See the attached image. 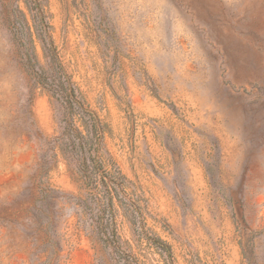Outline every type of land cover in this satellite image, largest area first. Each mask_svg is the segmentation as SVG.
Wrapping results in <instances>:
<instances>
[{
  "label": "rangeland",
  "instance_id": "obj_1",
  "mask_svg": "<svg viewBox=\"0 0 264 264\" xmlns=\"http://www.w3.org/2000/svg\"><path fill=\"white\" fill-rule=\"evenodd\" d=\"M114 234L264 264V0H0V264H116Z\"/></svg>",
  "mask_w": 264,
  "mask_h": 264
},
{
  "label": "trees",
  "instance_id": "obj_2",
  "mask_svg": "<svg viewBox=\"0 0 264 264\" xmlns=\"http://www.w3.org/2000/svg\"><path fill=\"white\" fill-rule=\"evenodd\" d=\"M65 87V102L68 104L69 107H72L74 104H78L81 107L80 102L76 100V96L74 93V89L69 87L67 83ZM89 117H81L82 122L85 124L86 130L95 128V123L91 120H88ZM80 133V131H77ZM80 141V139H79ZM79 141L77 144H79ZM85 156V154H84ZM82 157V160L86 157ZM84 162V160H83ZM246 230H248V233H246V243H243L240 241V245L242 247V250L245 249V245L248 244L249 238L252 237V233L254 230L247 227ZM245 234V233H244ZM151 243L153 244L155 250H157L158 254L160 255L161 259L163 260L164 264H174V257H173V251L171 248V245L168 244L166 241L160 239L159 237H153L150 239ZM126 243L120 238L114 234V239L112 242V254L114 256V260L116 264H146V260H139L135 254H133L129 249L126 248Z\"/></svg>",
  "mask_w": 264,
  "mask_h": 264
}]
</instances>
